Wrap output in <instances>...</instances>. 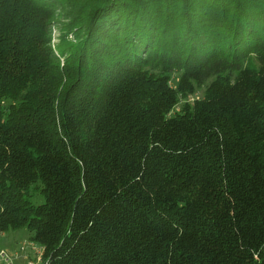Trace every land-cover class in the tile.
I'll return each mask as SVG.
<instances>
[{
	"label": "trees",
	"instance_id": "trees-1",
	"mask_svg": "<svg viewBox=\"0 0 264 264\" xmlns=\"http://www.w3.org/2000/svg\"><path fill=\"white\" fill-rule=\"evenodd\" d=\"M20 228L42 264H264V0H0Z\"/></svg>",
	"mask_w": 264,
	"mask_h": 264
},
{
	"label": "rangeland",
	"instance_id": "rangeland-1",
	"mask_svg": "<svg viewBox=\"0 0 264 264\" xmlns=\"http://www.w3.org/2000/svg\"><path fill=\"white\" fill-rule=\"evenodd\" d=\"M57 35L58 30L55 27L52 30V44L58 42ZM201 93L202 91L199 90L195 96H200ZM179 109L180 105L174 111ZM31 200L34 204H39L43 201L38 194L34 195ZM31 235V232L26 228L0 233V251H4L8 257V260L1 261V264H42L40 261L41 249L30 240Z\"/></svg>",
	"mask_w": 264,
	"mask_h": 264
},
{
	"label": "built area",
	"instance_id": "built-area-1",
	"mask_svg": "<svg viewBox=\"0 0 264 264\" xmlns=\"http://www.w3.org/2000/svg\"><path fill=\"white\" fill-rule=\"evenodd\" d=\"M5 260H8L6 253L4 251H0V264H1V261H5Z\"/></svg>",
	"mask_w": 264,
	"mask_h": 264
}]
</instances>
